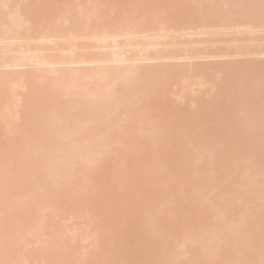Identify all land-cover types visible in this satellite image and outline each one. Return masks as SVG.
<instances>
[{"label": "bare ground", "instance_id": "bare-ground-1", "mask_svg": "<svg viewBox=\"0 0 264 264\" xmlns=\"http://www.w3.org/2000/svg\"><path fill=\"white\" fill-rule=\"evenodd\" d=\"M227 57L233 59L237 69L250 68V73L255 74L251 80L242 79L240 99L263 86L264 0H0V187L5 192L0 193V264H30L29 261L109 264L108 259L116 258L122 251L111 256L98 254L106 241L98 234L103 227L118 223L128 225L122 250L142 244L135 264H153L160 254L172 255L170 264H222L224 253L235 250L239 251L235 264H244L247 256L244 243L255 237L264 243V224L256 229L243 216L255 207L257 220H264V179L257 180L254 189L250 188L253 192L248 190L262 195L258 193L257 198L251 195L241 206L235 204L234 195L230 196L235 188L226 191L232 198L227 206L233 205V210L229 207L215 210L219 215L228 211L229 216L232 211L227 225L223 213L225 225H217L221 230L225 228L221 238L229 240L228 248L221 252L213 250L220 242L214 240L218 234L202 242L203 246L183 248L187 241L196 240L195 236L207 231L201 222L197 227L199 233L192 230L193 226L190 231L187 225L180 226H185L178 243L181 251L174 250L170 238L181 229H177L179 218H176L160 234L166 237L163 245L167 243L169 252L157 253L159 242L145 240L144 234L148 232L135 218L137 209L112 198L116 186L122 182L147 197L148 211L163 212L180 196L188 198L191 192L211 188L207 176L213 168L205 169L209 172L205 177L202 172L205 167L203 170L194 167L197 158L193 161L188 158L191 164L184 161L189 157L186 154L189 146L194 145L193 140L177 139L174 151L156 144L152 133L161 125L168 96L155 92L160 84H172L178 92L169 93V97L181 104L190 98L191 86L201 82L208 90L205 96L210 99L216 96L212 102L220 104V86L226 84L221 76L226 64L217 62L212 67V63ZM236 78L228 76L227 84L241 80ZM249 104L250 110L246 104H242L244 108L240 106L242 111L253 109L252 115L247 117L246 112L247 120H242L247 127L254 124L260 127L257 121L264 109L259 108L264 103ZM189 107L185 106V114ZM133 123H138L149 140L148 145L138 135L127 136L124 130ZM232 124L228 125L231 137L238 138L242 131H247L245 127L240 130L243 124H238L239 127L233 124V129ZM202 135L200 142H208L204 136L207 134ZM243 135L237 141L247 138V134L244 138ZM247 140V146L253 147V138ZM146 151L152 153L150 157L156 164L151 169L141 160ZM213 154L212 157L209 154L212 159ZM254 157L264 158V151ZM253 175L256 182L258 174ZM199 178H207L209 186L203 184L205 181L199 183ZM218 178L227 179L226 175ZM171 179L176 182L190 179L186 184H194L178 182L182 188L173 193ZM211 181L214 185L215 180ZM247 184L237 185L236 190ZM227 189H232L230 184ZM93 192H102L107 197L102 202L87 201ZM198 203L194 205L199 208ZM189 211V218L194 217L195 222L197 211L191 208ZM217 213L213 217H219ZM237 225L241 226L236 228ZM247 225L250 229L242 231L241 227ZM45 226L51 228L48 227V235L43 232ZM218 230L215 233L221 232ZM146 247H150L153 257L146 258ZM187 256L191 262L184 259ZM255 264H264V257L257 258Z\"/></svg>", "mask_w": 264, "mask_h": 264}, {"label": "rangeland", "instance_id": "rangeland-1", "mask_svg": "<svg viewBox=\"0 0 264 264\" xmlns=\"http://www.w3.org/2000/svg\"><path fill=\"white\" fill-rule=\"evenodd\" d=\"M201 36L204 38L206 37V35H201ZM201 36H199V38H202ZM218 37L219 36H217V39L221 38V36H220V38H218ZM245 58L246 57H244V59ZM232 60L233 59L231 57H227V58H224L223 61L222 60L217 61L215 59V61H213V63H212L213 64L212 67L215 66L217 64V62H221V63H223V65L226 64L224 66L225 69L223 68V70H222V76H221L223 81L225 79L224 83H226V84L221 83L223 85L220 86V90L222 92V95H221L222 101H220V104H214L213 103L214 102L213 99L215 100L216 96L212 99L205 96V94L207 93L208 90L206 89V87L201 82H199L197 85L191 86V89L189 91L190 98L186 97L188 99V101L186 99H184L181 104L175 103L173 101L174 98L172 97L173 98L172 99L171 97H169V93L176 90V88L175 89L173 88L172 84H171L172 86L171 85L170 86L169 85L163 86L160 84L159 88L157 89L158 91L155 92L159 95L160 94L162 95V92H163V95L166 94L164 96L169 97V98L166 97L167 102L164 105V107L167 109H165L163 107L164 110H166V113H165V115L162 116L161 122H160V120L158 121V122H160L161 125L159 127H157L158 129L157 128L153 129L154 131H153L152 135H154L156 137V142H157L156 144L158 145V147H162L163 149L165 148L167 151H174L176 149L175 143H176L177 139L185 138L186 141L187 140H193L194 145L189 146L190 148H188V150H189L188 154H186L189 157H187L186 160H184L185 163L189 162L191 164L190 160L193 161V160H195V158H197V161H196L197 163L195 164V162H194V164L196 165V166L194 165V167H195V169L198 168L200 170L201 169L203 170V167H205L204 170L202 171L203 173H205V177L207 175L206 173L209 171L208 169L213 168L212 169L213 171H211V174H210L212 179H210V175L207 176V178H208V181H210L212 184L211 188H212V186L214 188V185H217L219 183L217 185L218 188L215 187V189H217V190H219V192L220 191L221 192L217 193V190H216V193H214L215 192V189H214L213 190L214 192L209 193L210 192L209 190L211 188H207V187L204 188L201 192L198 190H197L198 192L197 191L191 192L188 194L189 195L188 198H186L187 195L185 197L186 199L185 198L182 199L184 196H182V198L180 196L177 199V201H173L172 203H170L169 206L166 208V210H164L163 212H160L159 209L156 211L154 210L153 212L151 210L148 211L147 197L144 196L142 193H140L137 189L128 187L122 182L116 186L117 191H116L115 195L112 196V198H114L116 200L119 199L124 205H127L128 208H136L137 209L138 213H136L135 218H137V220H138L137 222L140 225H142L145 228V230L148 232V235L144 234L145 236H147L145 240L148 241V238H149L150 240H153L155 242H159L157 244V247H156L157 253H159V252L160 253L161 252L167 253V251L169 252V250H167V249H169V247L167 246V243L164 244L166 246L163 248V246H164L163 240L166 237L162 238L160 236V234L165 230L164 227H167L166 224H168L169 221L174 220L176 218H179L178 228H177L178 230H179V228H181L180 227L181 225H187L186 229L189 228L188 231H190L191 230L190 228L193 226L192 230L199 233L198 232V228H199L198 225L200 224V226H201V223L203 224L202 227L206 228V229L203 228V230H205V231L207 230L206 231L207 234H206V232H204L205 233V234L203 233L204 235L201 233L203 231L200 232L202 234V235L200 234V236H202V237L195 236L197 241L195 240V238L193 240L196 242V244L195 243L193 244V242H194L193 240H191V241L189 240V242L187 241L188 243L187 242L185 243V246L183 247L184 249L189 250L191 247L203 246V244L207 241L206 239H210L211 236H212V239H214V236L218 234L220 236H216V238L214 240L216 242L218 240L220 241V242H217V244L215 243L217 245V247L219 246V248H215V246H216L215 245L213 247L214 248L213 249L211 247L213 244L212 245L210 244V243H212V241H209L210 243L208 242L209 243L208 246L210 248H212L213 250H215L216 252L219 250H220V252H221V250H223V251L226 250L228 248V244H229L228 241L229 240H227L225 238L224 239L221 238V236L223 235V232L225 231V228L223 226L222 227L223 229L221 230V227L217 228V225L221 224L220 226H222V224H224L222 222V220L224 219V217L222 216L223 214L226 218V222H225L226 225L229 223L228 219L232 217V215H231L232 211H230L229 209L232 208L233 205H232V207L227 206L228 199L231 198L230 196H232V198H233V195H234L235 199H233V200H235L234 201L235 204L238 205V203H240L239 206H241L243 204V201L246 198H252L253 196H254V198H257L256 196L262 195L260 192H257V194L260 193L258 195L254 194V193L252 194L249 192L251 191L250 190L251 187L253 188V187L257 186V180L264 179V158L256 159V157H254L258 153H262V151H264V148H263L264 147V125H262V124H264V122H263L264 120L263 121L261 120V118L263 117L261 115V113L264 112V110H263L264 107L261 106V104L264 103V84L254 94H252L251 92H248L247 97L242 98V99H244V101L242 99H240L241 96H239L238 94L241 92V90L243 88L241 86L242 79L247 80L249 78L248 80H251L255 74L252 75L254 73L253 72L254 70L251 71V72H253L252 74L250 73V70H249L250 68L242 67V68L237 69L235 67L236 65L234 66V64H233L234 62H232ZM229 62H231V64ZM228 64H230V65L228 66ZM257 68H258V66H257ZM228 76L232 77V78H236L235 76H238L236 79L240 78L241 80L240 81L237 80L233 84L232 83L227 84L226 81L228 79ZM263 80H264V77H263ZM175 92H178V91L176 90ZM215 94L217 95L216 92H215ZM239 102H241L240 105H239ZM249 102H251V104L254 106L260 105L261 108H259V109L263 110L259 114L260 120L257 121L259 123V125L260 124L262 125V126L260 125V127L258 126V124H254V126L252 125L254 128L252 126L247 127L248 124L246 123L245 120H247V117H249V115L251 114V111L253 110V109H251V111H248V110H250ZM184 103H186V104H184ZM231 104H233V106H231ZM242 104L243 105L246 104L247 107H249V108H247L248 110L245 109L246 110L245 111L243 109V111H242V109H240L241 107L244 108V106H242ZM147 105L149 106L150 103ZM187 105L188 106L190 105V107H189L190 110L187 114H185L184 108ZM197 109L199 111H197ZM254 109H256V108H254ZM221 110H226V111L222 112ZM259 111L260 110H258L257 112L259 113ZM246 112L249 114L247 115ZM181 113H182V115H180ZM254 114H256V111ZM246 115H247V117H246ZM229 116H233L232 118H234V120L231 117L230 118L232 120L228 119ZM204 117H207L208 120L205 121L203 119ZM242 119H245V120H242ZM262 119H264V117ZM219 120H223V121H219ZM226 120L227 121L230 120L231 122H233V124H236V125L243 124L244 126L241 125L242 128L240 126L241 129L240 128L239 129L245 130L247 128V131L246 132L242 131V134H241L240 133L241 131H239L237 126L235 125V129L238 130V133H240L241 136H239L238 138L235 137V135H234V137L233 136L231 137L229 134L228 125L232 124V123L231 122L226 123ZM217 121H219V123H220V124L218 123L219 125L217 124ZM214 124L216 125V130H215ZM233 124L231 126H233ZM239 125H238V127H239ZM243 127H245V129ZM233 128H234V126L232 127V129ZM249 130H251V131H249ZM124 131H125V133H127V136L138 135V136H140V141H143L144 144H146V145L149 144V140H147L145 138V136H143L144 135L143 132L139 130L138 123H133L131 126L127 127ZM115 132L118 133V130H115ZM247 132L248 133L250 132V134H248ZM202 134H207L204 136L208 137V142H205V143L200 142V140H201L200 135H202ZM243 134H245V135L247 134L246 139L244 138L245 135H243ZM242 135H243L244 139L237 141V139H241L240 137H242ZM236 136H237V134H236ZM248 137L253 138V140L255 142V143H253V147L252 146L249 147V145L247 146ZM171 140H172V142H169ZM237 142H239V144ZM179 147L180 146H177V149H179ZM199 151H201V153ZM197 152H199L200 154ZM208 152H211V153H208ZM213 153H215L216 155H214ZM151 154L152 153H149V151H146L145 154L142 155V157H141V160L146 165L145 167H148L149 169H151L153 166L156 165L154 159L152 157H150ZM196 154H199L200 156L199 155L196 156ZM201 154H202V157H201ZM209 154H210V156L213 154L215 158L213 157V159H212L211 158L212 156L209 157ZM192 157H193V159H192ZM188 158H190V160L187 161ZM240 159H242V160L240 162H238ZM209 160H211V161H209ZM235 161L238 163H236ZM190 168H193V164H192V167H190ZM205 169H207L208 171H206ZM193 170H192V172H193ZM231 170H233V171H231ZM233 172H235V174H232L233 175L232 176L231 173H233ZM229 173L232 177L228 176ZM253 173H254V175H253ZM256 174H258L260 176L257 175V177H256ZM190 175L192 176V174H190ZM198 175L199 174H197L196 176H198ZM217 175L219 177L226 175V178H227L226 181H224L225 179H223L224 182L222 181V178H225V177H222V178H220V180H218L219 178ZM252 175L256 177V182L254 181L255 179H254V177H252ZM191 176L189 178H191ZM247 176H248V181L246 179ZM199 177H200V175H199ZM152 178L153 177H151V179ZM192 178H193V176H192ZM207 178H206V180H207ZM244 179H246V181ZM174 180L173 181H172V179L169 180V184L173 187L172 188L173 190L171 189L173 191V193H177L174 190L182 188L181 185H180V187H179V185H177L178 182H179V184H181V182L186 184L187 181H190V179L187 181H180L179 180L177 182ZM199 180H200V178H199ZM206 180H200L199 183H202L201 181H205V183L203 182V184L206 185V183L208 182V181L206 182ZM211 180H215V181L218 180V181H216V182L214 181V185H213V183H212L213 181H211ZM197 181H198V178H197ZM160 182H159V185L161 186ZM191 182H192V180H191ZM210 182H208V183L210 184ZM252 183H255V184L252 185ZM189 184H194V182L193 183L189 182ZM189 184H186V185H189ZM209 184L207 186H209ZM228 184L231 185L232 189L226 190V186ZM239 184L240 185L247 184V185H245V187L243 186V188H240V189L237 188L239 190H236V187ZM162 185H164V184L162 183ZM248 185H250V186H248ZM161 187H163V186H161ZM102 188H104V185L102 186ZM233 188H235V190L233 191V192H235L234 194H232V192H231V195H230V192H226V191L233 190ZM256 189L257 188H255V190ZM248 190H249V192H248ZM180 192H181V190H180ZM223 192L226 193V195ZM251 192H253V190ZM0 193H3V194L5 193L4 188L0 187ZM190 194H192V195H190ZM220 194H222V195H220ZM215 195H216V197H215ZM251 195H253V196H251ZM260 196H259V198H260ZM106 197H107V194L103 195L102 192H100V193L93 192V194H91L90 197L89 196L87 197V201L90 200L91 202H94L97 200L99 202L100 201L102 202L106 199ZM158 201H159V199H158ZM198 202H200L199 208L194 205V204L199 205ZM255 202H260V201L255 200ZM192 204L194 205L195 208L194 207L192 208V206H193ZM201 204H202V206H201ZM200 207H201V210H200ZM226 207H229L228 210L231 212L230 216H229V213L227 210H226L227 212L223 211L219 215L220 208L222 211V208H226ZM190 208L193 209L194 211L195 210L197 211V212L195 211L196 215H197L195 222H194L193 216H192L193 218H191V219L188 216V212H191V211H189ZM233 208L231 210H233ZM253 208L244 212L243 216L246 217L250 221L251 226L254 225L253 227H256V229L261 228L262 223L264 224V220L263 221L257 220L258 219L256 216L257 210H255L256 209L255 207H253ZM217 209L219 210L218 213L215 211ZM195 212L192 214H195ZM215 213H217L216 216H219V217H213ZM237 215H239V214H237ZM243 216L240 215V218L241 217L243 218ZM240 218L237 217L238 221ZM181 219H182V222H181ZM185 219H188L191 221H188ZM224 221H225V219H224ZM77 222H78V220H77ZM64 223H67V222L64 221ZM182 223H184V224H182ZM257 223H260V225ZM98 224H100L99 221H98ZM240 226L241 225H239V226L237 225L236 228H238ZM48 227L50 228V226H45V228L43 229V232L46 233L47 235L51 229V228L49 229ZM127 227H128V225L126 223H118V224H114L113 226H105L102 228L101 232L98 234V236H102L106 240L104 242L103 246L98 250V254H100L101 252L105 253V254L110 253L109 256H111V254L116 255L118 252L122 251V254H120V255L117 254L116 258H113L112 260L108 259L109 264H115L117 261H121V264H135V261L138 260L140 255H141V248H142L141 243L137 246H129V247H127V249L125 251L122 250L121 247L123 244V240L126 238ZM215 227L217 228V230L219 229L218 232L219 231H221V232L215 233V231H217L215 229ZM247 227L250 229L249 225L241 227L242 231L246 230ZM184 228H185V226H182V228H181L182 230L180 229L181 231L179 230L178 232H176L175 233L176 236L174 238H170V240L173 239V241H171L170 244H173V247H175L174 250H180L181 251L178 243L181 241L180 234L185 233ZM201 229L202 228H200V230ZM47 230H49V231H47ZM239 230H240V228H239ZM81 233H83V232H81ZM211 233H213V235ZM209 234H211V235H209ZM92 236L96 238L95 235L92 234ZM202 242H204V243H202ZM197 243H198V245H197ZM199 244H201V245H199ZM244 248H245V250H247V256H246L244 264H255V261L257 258H260V257L263 258L264 257V243L261 242L260 237L249 238V240L244 243ZM145 249L148 251V254H145L146 258L148 259L149 257H153L152 254L150 253V251H151L150 247H146ZM105 250H109V252H107ZM63 252H66V251H61L60 253H63ZM238 254H239L238 250L225 252L224 255L222 254L224 256V258H223V256L221 258L223 260L222 264H235L238 261V257H237ZM172 259H173V256L170 254H167V255L166 254H160L158 256V260L155 261L153 264H170ZM184 259L187 262H189V261L191 262V260H189L190 258L188 256L185 257ZM218 261L220 262L219 258H218ZM208 262H210V261H208ZM29 263L30 264H36L33 261H29ZM189 264H193V263H189Z\"/></svg>", "mask_w": 264, "mask_h": 264}]
</instances>
